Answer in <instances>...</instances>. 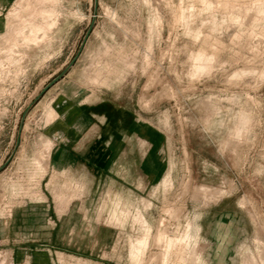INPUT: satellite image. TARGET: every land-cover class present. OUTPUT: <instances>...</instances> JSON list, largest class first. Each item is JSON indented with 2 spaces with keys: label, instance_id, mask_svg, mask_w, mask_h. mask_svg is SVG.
<instances>
[{
  "label": "rangeland",
  "instance_id": "1",
  "mask_svg": "<svg viewBox=\"0 0 264 264\" xmlns=\"http://www.w3.org/2000/svg\"><path fill=\"white\" fill-rule=\"evenodd\" d=\"M94 8L0 0V264H264V0H98L43 91ZM93 91L132 113L130 175L45 133Z\"/></svg>",
  "mask_w": 264,
  "mask_h": 264
},
{
  "label": "crops",
  "instance_id": "2",
  "mask_svg": "<svg viewBox=\"0 0 264 264\" xmlns=\"http://www.w3.org/2000/svg\"><path fill=\"white\" fill-rule=\"evenodd\" d=\"M97 94L93 91L87 95L88 100L72 104L68 99H62L59 104L65 105L55 106L60 114H64L69 125L61 131L57 129V121L45 133L50 136L55 133L71 136L63 147L73 151L75 157L72 164L86 167L87 174L90 175L92 171L99 180L102 175L106 178L116 176V167L121 168L123 176L130 175L132 159L137 151V141H133V136L138 132V129H132V113ZM126 164L127 169L123 167ZM92 177L95 179V175Z\"/></svg>",
  "mask_w": 264,
  "mask_h": 264
},
{
  "label": "water",
  "instance_id": "3",
  "mask_svg": "<svg viewBox=\"0 0 264 264\" xmlns=\"http://www.w3.org/2000/svg\"><path fill=\"white\" fill-rule=\"evenodd\" d=\"M97 2L98 0H94V3H95V8H94V15L92 16V19L88 25V28L85 32V35L82 39V42L80 44V47L77 51V53L75 54L74 58L46 85V87L43 89V91L47 90L49 87H51L53 84H55L58 80H60L63 76H65L67 74V72L69 71V69L71 68L73 62L75 61V59L79 56V54L81 53L92 29H93V26H94V23H95V20H96V5H97ZM11 159V156L7 159V161L0 167L3 168L8 162L9 160Z\"/></svg>",
  "mask_w": 264,
  "mask_h": 264
},
{
  "label": "bare ground",
  "instance_id": "4",
  "mask_svg": "<svg viewBox=\"0 0 264 264\" xmlns=\"http://www.w3.org/2000/svg\"><path fill=\"white\" fill-rule=\"evenodd\" d=\"M166 180V179H165ZM165 180L163 181L165 183Z\"/></svg>",
  "mask_w": 264,
  "mask_h": 264
}]
</instances>
